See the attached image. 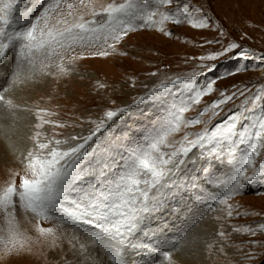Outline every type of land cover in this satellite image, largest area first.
Segmentation results:
<instances>
[{
    "label": "snow or ice",
    "instance_id": "obj_1",
    "mask_svg": "<svg viewBox=\"0 0 264 264\" xmlns=\"http://www.w3.org/2000/svg\"><path fill=\"white\" fill-rule=\"evenodd\" d=\"M95 2L43 0L40 3L34 0V6L39 11L29 19L31 14L28 9L17 7L22 0H0L3 4L0 7V61L3 62L0 63V72L5 64L11 66L12 52L9 49L14 50L16 42L19 43V51L12 84L31 79L28 73L36 66L37 53L50 61L45 65L49 68L53 67V58H58L55 68L60 74H67L69 69L65 66V55L70 57L68 64L81 58L79 54H71L76 52L77 47L88 46L85 41L96 47V41L102 40L115 51L116 43L136 30V21L143 25L158 23L161 25L159 31L165 35H171V32H165V23L172 26L187 23L200 29L209 27L202 8H197L191 0H123L120 3L112 0L99 10L91 7ZM173 4L176 5L175 10L161 11ZM86 16L90 18L86 19ZM97 17L102 19L98 21ZM14 25H21L20 30L9 31ZM229 53L232 54L230 59L253 60L254 70H261L256 67L257 64L264 65V53L251 54L247 48L241 49L238 43H230L200 59L215 61ZM108 54L102 45L101 50L94 53L98 56ZM201 67L213 71L212 65ZM241 70L246 71L247 68L242 67ZM4 79L0 76V87ZM186 90L194 93L190 100L195 104L213 91L211 83L204 90H197L194 85L188 84ZM7 91L9 89L5 88L0 92V110H3L0 114L7 116L15 115L17 111H32L6 98L4 92ZM166 92L167 85L161 82L133 104L105 110L98 122L88 121L95 126L86 136L69 135L59 139V133L55 131L49 135L48 131H41L45 125L53 130L66 125L45 119L50 115L46 109L41 108L34 113L36 122L32 127L36 131L28 136L31 146L20 154L24 175L15 173L20 183L17 185L12 180L0 191V214L9 218L8 239H0V243L9 253L21 252L25 246L23 233L14 223L15 212L19 208L31 213L37 220H51L52 214L58 213L62 222L71 219L88 225L94 230L90 234L92 243L104 250L111 264H135L138 257L143 259L144 254L157 251L154 241L166 231L164 220L172 214L174 206H185L194 197H200L203 190L218 179L216 173L222 166L231 164L234 169L225 182L224 195L218 200L222 205H227L245 183L254 180L256 171L251 176L247 175L246 166L253 163V154L259 155L253 141H264V87L257 88L251 97H245L241 111L215 125V130L205 128L194 139L186 134L179 146L170 142L169 138L181 127L204 124L206 121L193 119L184 122L183 113L189 110L190 105L182 103L179 109L175 104L168 106ZM236 94L235 91L232 95L221 93L223 98L209 107L220 109ZM239 95L244 96V90H239ZM156 105L163 107L166 115L150 126L145 123L152 120L148 107ZM215 114L219 115V112ZM244 145L251 149V153L240 163L236 158V149ZM259 174L264 177V165H261ZM227 215L231 217L233 210L229 209ZM36 231L40 237L54 234L52 228L40 227L39 223L36 224ZM233 231L255 236L257 231L264 232V223L256 228L249 226ZM218 235L227 240L226 232L220 231ZM79 251H85L84 244L80 245ZM219 251L226 254V247L221 246ZM161 255L165 260H172L170 252L165 251Z\"/></svg>",
    "mask_w": 264,
    "mask_h": 264
},
{
    "label": "rangeland",
    "instance_id": "obj_2",
    "mask_svg": "<svg viewBox=\"0 0 264 264\" xmlns=\"http://www.w3.org/2000/svg\"><path fill=\"white\" fill-rule=\"evenodd\" d=\"M39 2L43 3V0ZM111 2L96 0L91 7L99 10L102 5ZM191 3L202 8V15L208 20L209 27L200 29L192 28L187 23L181 26L165 23V32H171V35H165L159 31L161 25L158 23L143 25L136 21V30L116 43L115 51L98 40L96 47H92L88 41L84 42L88 46L77 47L71 55L79 54L81 58L72 64H68L70 57L66 54L67 74H60L55 68L58 58H53V67L49 68L45 65L50 61L37 53L36 66L28 73L31 79L12 84L19 43L16 42L14 50L10 47L11 66L5 64L0 72V76L5 77L0 92L9 89L4 92L6 98L32 111H17L15 115L7 116L0 114V191L12 180L17 185L20 183L15 173L24 175L20 154L31 146L28 136L36 131L32 127L36 122L34 113L41 108L50 113L45 119L66 125L54 130L45 125L41 131H48L49 135L52 131L58 132L59 139L69 135L86 136L95 126L88 121L98 122L105 110L133 104L151 88L164 82L167 85L168 106L175 104L179 109L182 103L190 105L189 110L183 113L184 122L193 119L206 121L204 124L181 127L169 138L177 146L186 134L194 139L205 128L215 130V125L241 111L245 97H251L257 88L264 87V65L257 64L256 67L261 70H254L253 60L230 59L231 53L215 61L200 58L212 55L230 43H238L241 49L247 48L254 55L264 53V0H191ZM17 7L28 9L31 14L29 19L39 11L34 6V0H22ZM175 8L173 4L171 8H162L161 11H173ZM89 18L86 16V19ZM96 19L99 21L102 18ZM20 27L14 25L8 30H20ZM101 45L108 51L107 56L94 55L101 50ZM201 65H212L213 71L209 72ZM242 67L247 70H241ZM21 79H24V74ZM209 83L213 91L202 96L198 104L191 103L190 97L194 93H189L186 85L192 84L197 90H204ZM239 90H244V96L239 95ZM234 91L236 96L220 109L209 107L223 98L221 93L232 95ZM217 112L219 115L215 114ZM148 113L152 120L145 123L150 126L166 115L159 105L148 107ZM253 143H256L259 155H252L253 163L246 166V174L251 176L255 170L257 174L254 180L245 183L240 192L228 200L227 205H222L218 200L224 195L225 182L234 171L231 164L222 166L216 173L218 179L204 189L200 197H194L185 206H174L172 214L164 220L166 231L154 241L157 251L144 254L143 259L138 257L135 264H264V232L257 231L253 236L243 231H233L249 226L256 228L264 223V177L259 174L261 165H264V141ZM249 153L251 149L247 145L237 148V161L243 163ZM229 209L233 210L231 217L227 215ZM15 215L14 223L23 233L25 246L21 252L9 253L0 243V264H111L104 250L92 243L90 234L94 230L90 226L71 219L62 222L58 213H53L51 220H37L31 213L18 208ZM37 223L40 227L52 228L54 234L40 237L36 231ZM8 230L9 218L0 214V239H8ZM220 231L227 233L226 241L219 237ZM81 244L85 245L83 253L79 251ZM209 245L212 247L209 248ZM221 246L226 247V254L219 251ZM165 251L172 254L171 261L161 255Z\"/></svg>",
    "mask_w": 264,
    "mask_h": 264
}]
</instances>
